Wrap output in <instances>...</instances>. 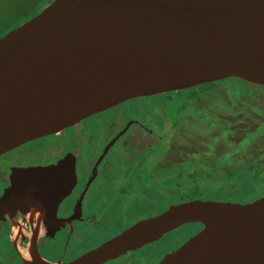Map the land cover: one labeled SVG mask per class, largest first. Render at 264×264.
Wrapping results in <instances>:
<instances>
[{"label": "water", "instance_id": "1", "mask_svg": "<svg viewBox=\"0 0 264 264\" xmlns=\"http://www.w3.org/2000/svg\"><path fill=\"white\" fill-rule=\"evenodd\" d=\"M219 81L264 95V0H51L0 36V155L125 101ZM74 184L72 154L17 168L0 220L26 206L54 216ZM189 223L197 232L157 264H264V194L173 203L67 263L33 249L12 264H102Z\"/></svg>", "mask_w": 264, "mask_h": 264}, {"label": "flooded vegetation", "instance_id": "2", "mask_svg": "<svg viewBox=\"0 0 264 264\" xmlns=\"http://www.w3.org/2000/svg\"><path fill=\"white\" fill-rule=\"evenodd\" d=\"M129 102L134 106L133 102L135 103V101L133 99L129 100ZM120 105L121 104L101 113L91 115L74 126L66 128L58 133L30 140L0 155V196L3 194L4 189L10 185L13 171L17 168L47 166L58 161L67 154H72L74 156L75 174V184L71 192L58 203L54 210V216H51L48 208L35 209L30 206L16 209L3 215V218L0 220L1 263L12 264L30 259V254L33 249L45 260L67 263L138 221L137 219L135 222L131 223L135 216L132 214L133 219L131 216H126L127 211H125L123 207L119 208L123 210V214L120 213V216L113 211L111 216L105 218V215H99L96 204L97 202L99 203L100 201L107 200L108 197L111 198L112 195H117L123 199L127 197L128 193L124 183L128 182L129 178L135 174H132L134 167L143 159V154L146 157L145 151L152 146L158 147L161 144L162 140L158 138V136H163L166 131L162 130L159 133L158 127H154L156 123H159L158 117L154 119L151 128L144 126L143 123L134 118H126L121 123V120L124 118L122 112H119L118 115L111 113L109 116H106V118L109 117L106 129L97 130L90 127V124L93 125L98 119H101V114L119 108ZM95 117L97 118L88 125L87 123L90 122L88 120ZM148 120L150 121V118H148ZM134 125L137 126L136 132L138 133L132 137L133 133H131V131H133L132 126ZM231 128H236L234 122ZM141 133L148 134L150 137L155 138V142L152 141L153 143L143 149L142 145L144 143L139 138ZM229 134V137L223 138L226 143L225 145L215 143L211 146L210 154L203 149L200 151L205 152L200 153L198 157L205 155L206 157L204 158H209L207 163H232L234 161L235 163L241 164L250 163L252 161L250 160L252 155L256 154L255 161L260 163L257 159L258 157L264 158V146H253L248 150V147L240 144L243 136L246 134H240L239 132L237 134L235 133V135L233 133L231 134V132H229ZM239 134L241 135L240 138L237 137ZM48 138L54 139V145L49 147L50 150L48 151L45 148L49 155L48 159L26 162L27 164H24L18 161L17 157L12 158L11 153L18 149L24 148L29 144H36L34 142H40ZM214 139H217V137L214 136ZM132 141L136 143V148L139 147L140 150L135 149L133 152L131 148H128L131 144L133 145ZM118 145L123 147L122 154L120 155L118 152V154L112 156L115 160H108L113 148ZM176 145L178 149L181 146L180 144ZM176 145L171 143L172 150ZM226 146L227 150L225 151ZM214 147L217 149L216 155L212 153V148ZM208 148L210 147H207V149ZM234 150H237V153L231 154ZM127 152L132 154L128 159L125 158ZM164 153L165 157L163 154L161 159L167 163L166 158L170 157L168 156V149H166ZM234 156L238 157L235 158ZM120 161H122L121 163H126L127 166L125 168H115L113 163H120ZM172 162L178 163L179 161ZM115 172H121L125 174V176L121 179L116 176ZM101 179H105L106 182H103L101 186L99 185V190H97L94 197L93 193L92 197L89 196L90 189L94 185L96 187ZM122 184L124 191H119ZM134 185L137 184L135 183ZM145 190L147 199L152 203L151 199L154 198H152L147 189ZM155 205H165L166 208L168 203L165 204L163 201L155 199V203L149 205V207L151 206L152 208V206ZM151 210L150 214L152 212ZM150 214L141 217L144 219L150 216ZM124 217L131 219H127V221L123 223L121 219H125ZM127 223L128 226L126 227ZM184 225L190 226L192 234L196 233L198 230V226L195 224L189 223ZM81 229L86 230V232L89 231L92 235L97 233L95 234L97 240L90 241L87 239L81 246L74 250L71 247L73 244L72 242L74 238L78 236V233H81ZM71 248L72 250H70ZM131 252L133 251L127 252L122 256L124 257ZM122 256L108 260L102 264H110L113 261L119 260Z\"/></svg>", "mask_w": 264, "mask_h": 264}, {"label": "trees", "instance_id": "3", "mask_svg": "<svg viewBox=\"0 0 264 264\" xmlns=\"http://www.w3.org/2000/svg\"><path fill=\"white\" fill-rule=\"evenodd\" d=\"M40 1L0 0V28L1 30L3 29L0 35L9 28L19 25L22 21L28 19L32 15L31 12L37 9ZM220 85L224 87L219 88ZM228 89H231L236 94ZM242 89L245 88L239 89L228 81L209 82L184 90L135 98L133 100L138 102V105L134 107L129 101L121 103L122 106L126 107L124 111L129 113L135 107H138L139 112L143 108L145 110H152L151 117L144 115L148 124L143 125L151 128L154 119L158 117L159 123H156L154 127H158L159 133L162 130L166 131L163 136H158L162 140L158 147L152 146L145 151L146 156L148 158L153 157L154 160L152 161L159 163L160 166L158 167L157 165L153 169L154 171L150 172L143 168L145 172L140 174L139 170L142 168L143 163H139L134 167L132 174H135L129 178L128 182L131 184L135 180L143 182L152 198L163 201L165 204L192 199L244 203L247 201H244V197L240 196L241 193L249 192L250 195L257 184L263 185L261 194H259L263 195L264 163H257L255 161L256 154L252 155L250 163H241L235 167H229V163L224 162H215V165L214 163H207L209 158H204L206 157L205 155L192 159L193 163H190V160L188 163H185L186 153L191 154L190 150L193 147H199V144L195 142L196 138L193 135V126L198 128V131H206L210 137L216 135L229 137V132L235 135L236 128H231L233 125V122H231L232 117H228V115H230V112H233L231 115L234 114L233 109L236 105L241 104L237 107L241 110L251 106L246 104L247 101L241 100L240 96L242 94L251 98L253 94L257 93V91H249L247 89L244 91ZM159 104L163 107L162 111ZM244 112L246 114V111H242L241 113ZM246 115L250 118V115ZM129 118L133 117L129 116ZM148 118H150L151 122ZM255 121L258 122V125L250 132L245 133L246 135L243 136L240 142V144L248 148L264 146V120L255 119ZM171 143L183 146L184 152L180 155L181 159L178 163H162L164 168L167 167V170H165L161 168L160 154L156 155L162 152L165 157L164 151L168 149V156H170L173 153ZM172 165L174 169L169 170V166ZM213 167L223 170L225 178L223 177L224 179L218 181L212 179L211 170ZM158 168L161 171L156 172ZM123 188L122 184L119 191H124ZM252 195L254 199L259 196ZM252 199L250 198L249 201ZM120 213L123 214L122 209L117 213L118 216H120Z\"/></svg>", "mask_w": 264, "mask_h": 264}, {"label": "rangeland", "instance_id": "4", "mask_svg": "<svg viewBox=\"0 0 264 264\" xmlns=\"http://www.w3.org/2000/svg\"><path fill=\"white\" fill-rule=\"evenodd\" d=\"M50 2H51V0H41L40 3H39V6L37 7V9L35 11L31 12L32 15L30 17H32L33 15L38 13L41 9H43ZM11 28H13V27H11ZM11 28H9L8 30H10ZM2 30L0 28V32ZM4 33H5V31H4ZM2 35H0V36H2ZM223 87H224L223 85L219 86V88H223ZM239 89H241V88H239ZM228 90L233 92L234 94H236L231 89H228ZM242 90L245 91V89H242ZM240 98L244 102L247 101L246 104L247 105H251V106L250 107H246V109L241 110V109L237 108L241 104L240 105H236V107L233 109L234 110V114L231 115L233 112H230V115H228V117H232L231 121H233L234 125L236 126V134L238 132L240 134H245V133H248L251 130H253L258 125V122H256L255 119H258L260 121L264 120V95L255 93V94H253L251 96V98H248L247 95H243L242 94L240 96ZM133 104H134V106H136V105H138V102H135V103L133 102ZM159 107L161 108V111H162V108H163L162 105H159ZM125 108H126L125 106L120 105L119 108H115L112 111H107L106 113L101 114V119L100 120L98 119L97 122L93 123V125L90 124V127L91 128H95L97 130L98 129H104V128L106 129L107 126H108L107 122H109V117L106 118V116H109L111 113L118 115L119 112H122L124 118L121 120V123L126 118H129V116H131L133 118H136L137 120H140L143 124H148L146 122V117H144V115H147L149 117L152 116V110H149V109L145 110L143 108L141 110V112H139L138 111V107H135V109L131 113H129V112H125L124 111ZM120 109H121V111H120ZM223 111L225 112V110H223ZM242 111H246V114L250 115V118H248V116L245 114V112L241 113ZM243 116H245V117H243ZM96 118L97 117L88 120V121H90V122L87 121L88 123L87 122H84V123H87L89 125V123H92L93 120H95ZM114 123H115V120H114ZM132 129H133V131H131V133H133L132 137H134L135 134L138 133V132H136L137 126L136 125L132 126ZM197 129L198 128H195L193 126V135L195 136V138H196L195 142L199 144V147L195 146L191 150L189 149L191 151V154L186 153V155H185V163H188L189 160H190V163H193L192 159H196L197 156L200 153H204L205 152V151L201 152L200 150L204 149V150H206L208 152V154H210L211 153V146L213 144H215V143H220L222 145L226 144L225 140L223 139V138L226 137L225 135H216L217 139H214V136L210 137L206 133V131H198ZM240 134L237 136L238 138L241 137ZM139 138L144 143L142 145L143 149H145L148 145L153 143L152 141L155 142V138L150 137V135L145 134V133H141L139 135ZM53 140H54L53 138H48V139L42 140L40 142H34L36 144H29V145H27L24 148H20L17 151L11 153V156H12V158L17 157L18 161H20L21 163H24V164H27L26 162H33V161H40V160L48 159L49 155L47 154L46 149L49 151L50 150L49 147L54 145V141ZM207 147H210V148L207 149ZM128 148H131L133 152L135 151V149L136 150L139 149V147L136 148V143H134V142H133V145L131 144V146H128ZM122 149H123V147L121 145L120 146L119 145L115 146L113 148L111 154L109 155L108 160H110V161L111 160H115V158H113L112 156H115L116 154H118V152L121 155L122 154ZM212 149H213L212 153L214 155H216V151L218 149V146H217V149H215V147L212 148ZM249 149L250 148H248V150ZM226 150H227V146L225 148V151ZM183 152H184V147L183 146H180L179 149H178L177 145L174 146L173 147V153L170 155V157L166 158V161H167L166 164H169L172 161H180V159H181L180 155H182ZM234 153H237V150H234L231 154H234ZM159 154H160V156L163 155L162 152H159L156 156H158ZM131 155H132L131 153L127 152L126 155H125V158L128 159V158L131 157ZM234 157L237 158L238 156H234ZM152 160H154L153 157L148 158L147 156L146 157L144 156L143 159L139 161V163H143V168L146 171L150 172V171H154L153 169H155L157 167V165H158V167L160 166L159 163L153 162ZM257 160L260 163H264L263 162V158H261V157H258ZM121 162L122 161H120V163H113L114 167L119 169V168H125L127 166L126 163H121ZM160 163H165V162L163 161V159H161ZM238 164L239 163H235L233 161L232 163H229L228 166L229 167H235ZM214 165H215V162H214ZM143 168H141L139 170L140 174L142 172H145V170ZM161 168L163 169L164 167H162V165H161ZM164 169L167 170V167H165ZM168 169L169 170H173L174 166L173 165L169 166ZM159 171H161V169L158 168L156 170V172H159ZM115 173H116V176L121 178V179H123V177L125 176V174H123L121 172H115ZM211 173H212V176H213L212 179H214L216 181L222 180V179L225 178L223 170H219V169H217L215 167L212 168ZM103 182H106L105 179H101L99 184L96 187L94 185L92 187L93 189L92 188L90 189L89 196L92 197V193H93V197H94V195L97 192V190H99V185L101 186V184ZM135 183L137 185H134ZM124 184L126 186V190H127V193H128L127 197L125 199H123V198L118 197L117 195L116 196L112 195L111 198L108 197L107 200H103L102 202L100 201L99 203L97 202L96 206L98 208L99 215H101V216L105 215V218H106V217L111 216L113 211H115V213L117 214L119 212V210H120L119 208L123 207L125 209V211H127L126 216H131L132 217V214L135 216L134 220L131 222V223H133L137 219L139 220V219H142L144 216L149 215L151 209H152L151 210L152 212H151L150 215H153L155 213L161 212L162 210H165V205L164 206L155 205V206H152V208H151V206L149 207V205L155 203V199H151L152 203H150V200L147 199L146 192H145L146 191L145 190L146 189V185L143 182H141V181H136L135 182L134 181V183L132 185H131V183H128V182H125ZM262 186H263L262 184H257L254 187V191H252V193L250 195H249V192H245V193H241L240 196H243L244 197L243 198L244 201H247V202H249L250 198H253L252 200H254V197H253L252 194H255V195L261 194L260 192H261ZM260 196L261 195H259L258 197H260ZM203 200H206V199H203ZM170 204H173V203H168V205H170ZM141 216H143V217H141ZM124 218L125 219H121V221L123 223L125 221H127V219H131V218H128V217H124ZM132 219H133V217H132ZM128 223L126 224V227L128 226ZM80 232L81 233H78V236H76L74 238L73 242H72L73 244H72L71 247L74 250L77 249L79 246H81L87 239H89L90 241H96L97 240L96 239L97 237H95V234H97V233H94L92 235V233H90L89 231L86 232V230H82V229H81ZM191 235H192V233H191V230H190V226L189 225H183V226L177 228L176 230L165 234L158 241H155L153 243L147 244L143 248H141L139 250L137 249L136 251H133V252L127 254L124 257L122 256L121 258H119V260L113 261L110 264H157L158 261L163 257V255L166 252L176 248L178 245L183 243ZM72 248L70 250H72Z\"/></svg>", "mask_w": 264, "mask_h": 264}]
</instances>
